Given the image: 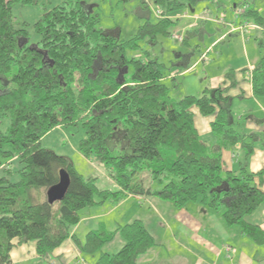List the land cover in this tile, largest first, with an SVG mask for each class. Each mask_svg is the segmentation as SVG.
<instances>
[{
    "label": "trees",
    "instance_id": "trees-1",
    "mask_svg": "<svg viewBox=\"0 0 264 264\" xmlns=\"http://www.w3.org/2000/svg\"><path fill=\"white\" fill-rule=\"evenodd\" d=\"M199 1L189 0L190 7ZM36 2L0 0V264H14L15 246L35 242L38 256L45 258L71 236L82 253L101 252L96 264H138L157 245L141 219L113 231L101 226L84 240L72 235L83 209L117 204L128 196H155L177 208L190 202L223 207L227 225H238L264 245V230L248 218L264 205V191L255 182L263 179L264 169L253 173L244 165L238 172L228 171L223 159V150L238 144L249 157L258 140L237 128L229 87L205 88L200 96L175 100L176 74L191 67L179 66L182 54L170 64L150 50L127 54L143 50L141 42L154 47L161 36L172 37L185 5L153 0L154 21L144 1L142 24L122 39L99 27L98 15L81 1H66L45 10L34 23L40 40L32 44L29 24L16 22L13 7ZM245 6L244 21L264 29V16L250 3ZM194 35H201V28L188 29L182 43L188 46ZM256 40L262 56L251 83L254 95L264 98V39ZM173 66L179 68L175 74ZM226 80L230 87L237 85L233 70ZM193 108L214 117L212 139L199 134ZM75 126L84 131L79 152L105 168L114 190L100 188L97 176L83 174L70 157L43 145V138L58 127ZM61 170L69 174L70 185L65 197L51 204L47 191L59 182ZM145 170L160 189L139 178ZM117 235L124 239L122 248L102 252Z\"/></svg>",
    "mask_w": 264,
    "mask_h": 264
},
{
    "label": "crops",
    "instance_id": "crops-1",
    "mask_svg": "<svg viewBox=\"0 0 264 264\" xmlns=\"http://www.w3.org/2000/svg\"><path fill=\"white\" fill-rule=\"evenodd\" d=\"M196 15H190L186 11L183 16L184 18L196 20ZM199 24L192 22L188 26H184L183 29L185 31L190 28L195 29L200 27ZM228 26L229 31L232 32H234V29L240 28V26L231 28L235 26L231 23ZM246 28L254 37L257 36L258 33L255 28H251L248 25ZM216 41L214 40L211 45L215 44ZM211 45L208 49L212 47ZM249 48L253 51L257 49L262 56V50L257 47L256 41H252L247 47L245 45V53L248 54L249 61L245 58L244 65L227 68L216 78L215 84L211 88L219 86L229 87L228 95L232 98V115L237 128L247 134L258 136L254 151L247 158L239 144L223 150L226 170L238 172L241 167L246 165L248 171L258 173L264 169V98L256 97L253 92L250 73L258 64L260 55L252 56ZM199 60L192 66L197 64ZM230 69L235 72L237 85L234 87H230V82L226 80V73ZM188 70L182 72V74H185ZM193 112L195 113V125L199 134L205 139H212L211 122L214 117L202 116L198 108H193ZM61 129L63 128L58 127L56 130ZM87 160L90 161L93 167L97 168L95 165L97 163ZM255 180L264 191V177L263 179L257 177ZM115 188H117L116 185ZM153 197L155 196H128L117 204L106 202V204H109V210L104 212L93 213L92 210H84L82 211L83 217L80 223L72 229V235L84 240L88 232L99 229L101 226L113 231L133 220H143L132 209H128L123 213L124 216L120 218L121 222L118 220H115L114 223L112 222L110 227L113 228H107V223L104 219L125 206L129 200H140L145 201V203L150 200L149 204L156 203L157 201ZM167 203L171 205H164L163 207L160 205V210L158 212L154 211L156 218H152L149 213L143 215L145 218L152 219V227L155 231L150 227V222L143 221L154 236L157 245L141 256L138 264H264V245H257L252 238L242 232L238 225H227L223 218V207L216 210L204 207L198 202H191L184 208H177L174 204ZM104 204L94 207L96 209V207ZM248 218L252 223L260 225L264 230V205ZM83 225H85L84 232L80 233L79 229ZM116 237L104 245L102 252L114 254L122 248L124 239L121 236ZM20 246H31L33 254L40 258L36 252L35 242L25 243L17 247ZM14 249L11 252L13 262L16 261L13 256ZM100 254L101 252H96L92 255L88 254L90 257L89 259L86 258L87 255L80 251L71 236L52 254L40 259L47 260L50 264H70L72 261H76L77 264H96ZM91 257L92 262H89Z\"/></svg>",
    "mask_w": 264,
    "mask_h": 264
},
{
    "label": "rangeland",
    "instance_id": "rangeland-1",
    "mask_svg": "<svg viewBox=\"0 0 264 264\" xmlns=\"http://www.w3.org/2000/svg\"><path fill=\"white\" fill-rule=\"evenodd\" d=\"M70 0H37L36 4L32 5H15L13 7V16L17 23L26 22L29 24L28 30L30 34V40L32 44H36L40 40V36L34 31V23H36L43 15L45 10H50L53 7L60 5ZM81 1L82 5L91 10V12L99 17V27L116 32L122 39H128L135 34L142 24L143 19L142 7L144 1L149 5L151 9L152 18L156 20L155 11L157 9L153 0H72ZM185 6L178 12L179 24L176 30L173 32L172 37L159 38V44L157 46H149L145 42H141L142 49L139 52L128 51L129 57L141 55L144 51H151L152 56H158L159 59L167 64H170L179 57V66L182 64H190L191 66L199 60L197 64L192 66L185 74H176L178 86L171 89V95L175 100H180L186 95L200 96L203 88H211L215 84L216 78L224 72L227 68L240 67L244 65V60H248V54L245 53V45H249L252 41H256L257 47L259 42L256 38L264 39V29L253 23L244 21L243 13L246 10V4H251L259 13L264 16V0H201L194 4V7H190L189 0H180ZM238 5V6H237ZM188 11L190 15H196L197 19L184 18L183 14ZM207 20L204 24H199L201 28V35H194L189 38V45H184L182 41H179L174 35L182 37L185 36L184 26H188L192 22L200 23L201 20ZM199 20V21H198ZM235 25L231 28H237L229 31L228 24ZM255 28L257 36L254 37L250 34L246 26ZM193 30L190 28V31ZM214 40H217L215 44L211 45ZM264 41V40H263ZM212 46L208 49L209 46ZM252 56H259L260 52L256 49L253 51L249 48ZM145 53V52H144ZM246 54V55H245ZM204 57V58H203ZM260 60L261 55L258 57ZM177 60V59H176ZM249 61V60H248ZM178 66H173L171 73L175 74ZM170 69V70H171ZM231 70V69H230ZM229 70V71H230ZM132 67H130V73ZM252 72V71H251ZM251 74V73H250ZM251 76V75H250ZM165 82L171 86L172 80L166 79ZM84 137V131L81 126L64 127L61 130H54L43 138V145L47 148H51L57 151L59 154L70 157L77 169L85 175H93L99 178L98 186L100 188L115 189L114 182L105 173L106 170L103 166L95 164L93 167L86 158L78 150V143ZM141 176L144 178L145 184L151 186L153 189H160L161 185L158 182L151 181V176L147 170H145ZM156 203H150L149 201L129 200L125 206L114 212L111 216L104 219L107 223V228L110 227L115 220L120 221V218L124 216V212L128 209H132L139 217L150 222L152 230V219L143 217L144 214L149 213L152 218H156L155 212L160 210V205H171L159 198L153 197ZM160 203V204H158ZM191 203V202H190ZM100 207V208H99ZM87 207L84 210H92L93 213L104 212L109 210V204L102 206ZM94 209V210H93ZM112 226V225H111ZM85 225L79 229L80 233L84 232ZM117 237H120L119 235ZM116 237V238H117ZM31 246H15L14 248V264H50L47 260L40 259L33 254ZM92 255V254H91ZM88 256V255H87ZM86 258L89 259L90 256ZM46 258V257H45ZM89 262H92V257ZM70 264H77L76 261H72Z\"/></svg>",
    "mask_w": 264,
    "mask_h": 264
},
{
    "label": "water",
    "instance_id": "water-1",
    "mask_svg": "<svg viewBox=\"0 0 264 264\" xmlns=\"http://www.w3.org/2000/svg\"><path fill=\"white\" fill-rule=\"evenodd\" d=\"M70 176L65 170L60 171V180L57 184L53 185L47 191V198L49 203L53 204L57 201H61L69 188Z\"/></svg>",
    "mask_w": 264,
    "mask_h": 264
},
{
    "label": "built area",
    "instance_id": "built-area-1",
    "mask_svg": "<svg viewBox=\"0 0 264 264\" xmlns=\"http://www.w3.org/2000/svg\"><path fill=\"white\" fill-rule=\"evenodd\" d=\"M159 12H161V11L158 10L157 13H159ZM174 37L177 38V39L180 40V41L182 40V37H180V36L174 35Z\"/></svg>",
    "mask_w": 264,
    "mask_h": 264
}]
</instances>
